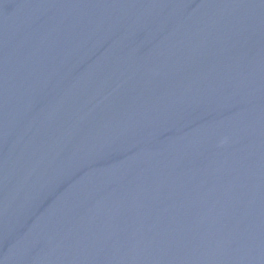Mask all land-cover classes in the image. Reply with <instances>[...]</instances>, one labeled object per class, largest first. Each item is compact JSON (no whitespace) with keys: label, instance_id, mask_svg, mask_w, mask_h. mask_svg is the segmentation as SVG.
<instances>
[{"label":"water","instance_id":"obj_1","mask_svg":"<svg viewBox=\"0 0 264 264\" xmlns=\"http://www.w3.org/2000/svg\"><path fill=\"white\" fill-rule=\"evenodd\" d=\"M0 264H264V0H0Z\"/></svg>","mask_w":264,"mask_h":264}]
</instances>
